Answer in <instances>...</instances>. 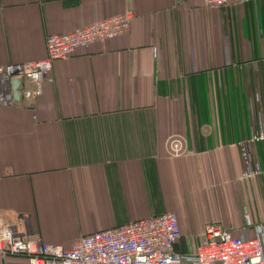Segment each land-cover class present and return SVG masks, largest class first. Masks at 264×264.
Here are the masks:
<instances>
[{
    "label": "crops",
    "instance_id": "1",
    "mask_svg": "<svg viewBox=\"0 0 264 264\" xmlns=\"http://www.w3.org/2000/svg\"><path fill=\"white\" fill-rule=\"evenodd\" d=\"M127 10V32L55 61L36 98L15 100L0 70V214L27 215L30 235L64 247L163 212L186 254L207 223L254 236L264 172L242 176L238 142L264 124V0H0V68L43 59L48 34ZM251 154L264 166V141Z\"/></svg>",
    "mask_w": 264,
    "mask_h": 264
},
{
    "label": "built area",
    "instance_id": "2",
    "mask_svg": "<svg viewBox=\"0 0 264 264\" xmlns=\"http://www.w3.org/2000/svg\"><path fill=\"white\" fill-rule=\"evenodd\" d=\"M206 6H226L229 0H202ZM246 1V0H239ZM134 13L127 10L62 33L48 34L46 56L29 63L1 67L12 79L21 78L19 95L27 99L42 93L43 84L52 79L55 61L66 59L91 43L102 42L127 32ZM156 55V47H153ZM264 141V124L258 118L256 127L238 142L243 164L242 176L264 172L254 160L251 147ZM171 155L185 152L184 140L174 135L167 139ZM247 222L249 216L244 215ZM27 215L9 219L0 214V260L10 255L23 256L28 264H264V222L255 225L252 237L235 236L217 223H207L200 242L191 253H184L177 244L181 235L178 217L163 212L134 219L113 227L82 234L70 247L49 244L30 235Z\"/></svg>",
    "mask_w": 264,
    "mask_h": 264
},
{
    "label": "water",
    "instance_id": "3",
    "mask_svg": "<svg viewBox=\"0 0 264 264\" xmlns=\"http://www.w3.org/2000/svg\"><path fill=\"white\" fill-rule=\"evenodd\" d=\"M21 83H22V79L15 77L11 80V85H12V91H13V97L15 100H17L19 98V90L21 88Z\"/></svg>",
    "mask_w": 264,
    "mask_h": 264
}]
</instances>
